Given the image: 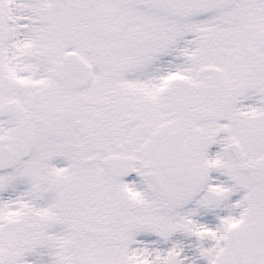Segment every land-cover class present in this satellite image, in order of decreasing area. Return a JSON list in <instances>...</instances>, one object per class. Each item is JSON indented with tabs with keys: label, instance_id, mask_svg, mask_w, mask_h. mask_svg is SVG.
Segmentation results:
<instances>
[{
	"label": "snow or ice",
	"instance_id": "snow-or-ice-1",
	"mask_svg": "<svg viewBox=\"0 0 264 264\" xmlns=\"http://www.w3.org/2000/svg\"><path fill=\"white\" fill-rule=\"evenodd\" d=\"M0 264H264V0H0Z\"/></svg>",
	"mask_w": 264,
	"mask_h": 264
}]
</instances>
